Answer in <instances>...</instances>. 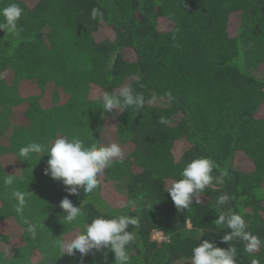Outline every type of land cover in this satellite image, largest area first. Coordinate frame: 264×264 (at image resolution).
Returning <instances> with one entry per match:
<instances>
[{"label": "trees", "instance_id": "16d2710c", "mask_svg": "<svg viewBox=\"0 0 264 264\" xmlns=\"http://www.w3.org/2000/svg\"><path fill=\"white\" fill-rule=\"evenodd\" d=\"M11 3L23 14L18 35L0 29V264H114L107 250L59 251L83 230L62 222L66 196L85 223L138 218L129 264H191L199 238L229 247V230L214 223L229 209L264 241V0H0V9ZM123 86L143 95V107L103 112V93ZM57 136L116 142L123 162L92 193L69 195L45 175L48 154L18 156ZM197 157L210 158L223 182L178 211L167 187ZM223 193L230 199L218 208ZM230 244L236 264H264V244L252 254L242 240Z\"/></svg>", "mask_w": 264, "mask_h": 264}, {"label": "clouds", "instance_id": "9594fccd", "mask_svg": "<svg viewBox=\"0 0 264 264\" xmlns=\"http://www.w3.org/2000/svg\"><path fill=\"white\" fill-rule=\"evenodd\" d=\"M99 10L92 9V17L96 18ZM23 14V9L16 3L0 9V29L12 35H18L17 22ZM103 112H112L114 109H127L130 106L142 108L144 97L141 93L134 92L131 86H123L118 92H104L99 100ZM160 123H167L162 117ZM44 152L49 155L48 166L45 168V175L52 179L62 181L69 195L77 194L81 189L84 193L90 194L99 186V177L109 168L114 161L123 162L124 152L122 147L116 143L100 144L92 143L85 146L79 136H57L49 142L46 149L40 143L32 142L19 149L18 156L24 160H30L33 154ZM214 163L208 157H197L187 162L179 173L180 178L174 180L168 187L167 192L178 211L189 209L195 203H202L200 196L209 187L214 188V181L222 183V179L213 175ZM14 176L8 175L4 178L6 185L14 182ZM20 205L25 202L23 193H14ZM230 197L227 193L218 196L216 205L228 203ZM60 208L64 210L62 222L66 225H81L83 230L74 234L70 239L59 243V251L63 254L74 255L79 252L86 256L93 250L113 252L115 255L114 264H129L130 256L128 248L136 242L135 231H129L139 227V220L136 217L119 214L108 217L101 214L85 223L82 220L84 215L82 206H76L67 196L60 201ZM127 207V205H124ZM214 223L219 226H226L229 230L223 236L224 242H229V247L217 246L215 241L203 240L192 248L190 257L191 264H236L237 249L230 244L233 240L245 242L244 251L252 254L264 244V241L247 230V224L243 217L229 209L221 211ZM29 231L33 236L35 232L32 227ZM105 252V258L107 256ZM252 264H257L254 260Z\"/></svg>", "mask_w": 264, "mask_h": 264}, {"label": "rangeland", "instance_id": "374dc122", "mask_svg": "<svg viewBox=\"0 0 264 264\" xmlns=\"http://www.w3.org/2000/svg\"><path fill=\"white\" fill-rule=\"evenodd\" d=\"M180 150H181V148H180L179 146H176V152H179ZM6 165H7V164H6ZM7 167H8V169H9V166H7ZM133 205H134V207H135L136 203L133 204ZM157 234H159V235H157ZM160 234H161V233L154 232L153 235H152L153 239H154V240L161 241L162 238H161ZM188 263H189V261H188V260H185V261H178V262L175 263V264H188Z\"/></svg>", "mask_w": 264, "mask_h": 264}, {"label": "built area", "instance_id": "2783aa9c", "mask_svg": "<svg viewBox=\"0 0 264 264\" xmlns=\"http://www.w3.org/2000/svg\"><path fill=\"white\" fill-rule=\"evenodd\" d=\"M156 232H157V233H161V232H158V231H156ZM157 235H159V234H157ZM160 236H161V238H162L161 241L166 240V236H164L163 233H161Z\"/></svg>", "mask_w": 264, "mask_h": 264}]
</instances>
